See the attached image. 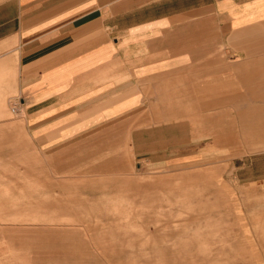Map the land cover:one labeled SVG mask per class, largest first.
I'll list each match as a JSON object with an SVG mask.
<instances>
[{
  "label": "crops",
  "instance_id": "1",
  "mask_svg": "<svg viewBox=\"0 0 264 264\" xmlns=\"http://www.w3.org/2000/svg\"><path fill=\"white\" fill-rule=\"evenodd\" d=\"M215 123L264 163L243 146L264 139V0H0V185L7 154L172 171ZM3 213L0 264H99L85 229L36 240Z\"/></svg>",
  "mask_w": 264,
  "mask_h": 264
},
{
  "label": "rangeland",
  "instance_id": "2",
  "mask_svg": "<svg viewBox=\"0 0 264 264\" xmlns=\"http://www.w3.org/2000/svg\"><path fill=\"white\" fill-rule=\"evenodd\" d=\"M233 127L212 124L202 154L181 155L187 164L172 171L133 170L125 156L95 170L89 155H3L0 210L33 224L36 240L85 229L99 264H264V163L235 158ZM243 146L262 152L264 139Z\"/></svg>",
  "mask_w": 264,
  "mask_h": 264
}]
</instances>
